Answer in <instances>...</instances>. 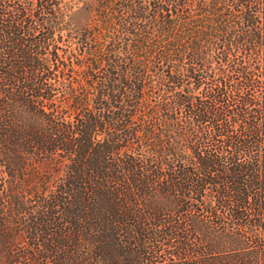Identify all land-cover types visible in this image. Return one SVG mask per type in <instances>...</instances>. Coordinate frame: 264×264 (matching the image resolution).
Wrapping results in <instances>:
<instances>
[{
  "label": "trees",
  "instance_id": "obj_1",
  "mask_svg": "<svg viewBox=\"0 0 264 264\" xmlns=\"http://www.w3.org/2000/svg\"><path fill=\"white\" fill-rule=\"evenodd\" d=\"M0 264H264V0H0Z\"/></svg>",
  "mask_w": 264,
  "mask_h": 264
}]
</instances>
